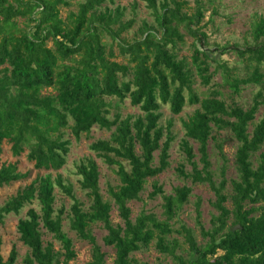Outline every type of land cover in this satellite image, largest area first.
Masks as SVG:
<instances>
[{
    "label": "trees",
    "instance_id": "obj_1",
    "mask_svg": "<svg viewBox=\"0 0 264 264\" xmlns=\"http://www.w3.org/2000/svg\"><path fill=\"white\" fill-rule=\"evenodd\" d=\"M115 1L83 0L62 18L60 8L69 6V0H0V187L29 175V171L19 169L18 160H1L4 143L15 157L26 151L34 169L56 171L66 163L69 152L70 141L63 137L62 129L69 127L78 139L94 125L113 128L109 138L93 141L90 149L108 166H115L119 180L108 187V193L122 224L111 223V203L102 198L98 165L91 157L76 166L79 186L90 199L88 209L74 198L71 184L65 183L60 174L54 178L49 173L37 176L19 187L0 206V223L6 215L19 214L37 201L39 209L28 207L16 224L18 239L28 248L23 264H70L75 257L72 241L62 229L65 210L60 207L56 211L54 207L55 187L73 199L68 210L69 227L91 246L87 264H104L106 255L89 229L92 223H101L106 230L102 241L114 248L112 264H138L130 254L154 239L160 252L173 255L181 264H264V112L251 132L247 130L264 103V91L258 90L250 106L243 108L227 104L216 90L200 99L191 87V66L203 85L209 84L215 71L222 70L224 83L234 92L241 86L264 82L260 71L264 65V17L252 26V45L240 48L234 44L213 51L222 54L233 49L253 63L249 74L237 77L218 61L210 71L211 51L201 29L204 12L199 0H194L193 12L186 10L189 0H144L155 25L142 21L141 37L131 42L120 34L132 26L134 19L123 21L124 10L119 6L102 7ZM17 18L24 19V27L18 26ZM103 33L117 45L125 62L112 59L115 54L102 40ZM185 33L194 39L191 66L177 55ZM46 88L54 93H43ZM125 99L141 112L125 116L118 110L112 113L116 103ZM186 103L199 107L183 121L185 138L180 147L190 170L181 164L177 172L191 185L206 184L213 192L216 211L210 227L204 229L199 221L200 201L195 204L196 222L207 238L202 247L196 245L189 228L174 229L170 223L187 202L191 185L176 186L168 194L156 180L151 183L147 196L161 197L163 219L146 210L132 219L127 205L141 199L148 178L169 166L174 137L170 121L165 127L159 123L161 105L167 104L173 114H178ZM214 130H228L237 143L233 155L236 177L226 175L228 160ZM188 139L198 144L197 159ZM209 139L215 142L220 160L217 178ZM256 153L254 166L252 156ZM121 161H126L128 168ZM40 226L60 242L61 249L54 250L51 242L44 244ZM173 232L183 234L192 251L188 259L175 255V239L166 244V237ZM16 258L15 245L6 257L0 252V264H15Z\"/></svg>",
    "mask_w": 264,
    "mask_h": 264
},
{
    "label": "rangeland",
    "instance_id": "obj_2",
    "mask_svg": "<svg viewBox=\"0 0 264 264\" xmlns=\"http://www.w3.org/2000/svg\"><path fill=\"white\" fill-rule=\"evenodd\" d=\"M70 5L67 7L60 8V15L62 18H66L69 11H75L77 9V3L83 0H69ZM204 12V17L201 21V29L207 35V47L210 49V71L213 72L214 67L218 63H225L226 66L232 70V75L237 77H243L249 74L253 69V63L240 57L233 49H227L222 54L218 52H213L216 48L229 47L231 45L237 44L240 48H245L246 46L252 45L254 39L252 37L251 29L253 24L261 17H264V0H199ZM114 8L116 6L121 7L124 10L122 17L123 21H128L133 18L134 23L132 26L122 32L120 37L131 42L136 38L141 37V25L142 21L150 25H155L154 18L150 13V10L146 6L144 0H116L114 4L103 3L102 7ZM195 8V1L189 0L186 10L193 12ZM23 18H17V24L19 27H24L25 22ZM102 40L107 46H111L115 54L112 59L118 62H125L126 58L119 54L117 45L111 40L110 36L106 33L102 34ZM264 40V37L262 38ZM194 39L192 36L185 33L184 42L180 44L177 55L178 57H184L187 63L191 66V54H192V44ZM193 69V83L191 85L192 90L199 96L200 99L207 97L209 92L216 90L219 92V97H221L227 104H238L243 108L250 106L253 96L258 90L264 91V82L261 84H247L240 87L238 92H234L231 87L224 83L222 70H217L212 74V78L207 85H203L200 82V78ZM260 71L264 73V65L260 66ZM43 93H54L51 88H46L42 91ZM187 95V93H186ZM199 107V104H189L186 103L181 112L178 114H173L167 104L161 105L160 112L162 114L160 119V125L165 127L170 121L171 134L174 137L171 142L169 149V166L160 174L155 177L148 178L144 189L141 192L140 200H131L127 203L131 210V218L133 219L141 210L154 212L159 219H163L162 215V199L160 196L154 198H149L147 195L151 191V183L156 180L162 185L165 193H172L174 187L183 184L191 185L190 181L180 177L177 172V167L181 164L184 165L186 171L190 170V165H188L184 160V154L180 147V142L185 138L183 121H185L193 111ZM118 110L122 116L127 114L137 115L141 111L137 106L131 105L129 99H125L122 103H116V107L112 110ZM264 112V103L259 106L257 112L255 113L254 120L249 123L247 130L251 132L255 123L259 120ZM112 113L109 117L112 118ZM72 122L70 121L69 124ZM113 128L108 130L105 128H100L94 125L90 132L87 134H82L78 139L73 136L69 127L63 128L64 138L70 141L69 152L66 156V163L62 168L56 171H46L37 170L32 167V164L26 159V151L19 157H15L11 154L9 145L4 143L3 152L1 154L2 161H15L18 160V167L21 171H29V175L25 180L15 181L8 185L0 187V206L12 195L15 194L16 190L23 186L25 183L34 179L37 176H42L47 173L51 174L54 178L57 174H60L65 183H69L72 186V194L82 204L84 209H88L90 204V199L86 194V191L81 189L79 186V176L76 173V166L83 159L91 157L93 158L99 169V187L102 194V198L111 203L110 210V220L112 224H122V221L118 215L116 206L108 193L109 186H115L119 183L118 177L114 172L115 166H108L102 158L95 155V153L90 149V144L97 139H107L109 138ZM216 139L222 142L223 151L226 154L228 160L227 177H236V171L233 163V155L236 148V141L233 140L228 130H217L213 131ZM189 143L192 145L194 153L196 154V159L198 157L197 153V143L192 139H188ZM208 150L210 153V160L212 163V169L217 178L220 160L218 157L215 142L209 139ZM137 152L139 149L137 148ZM258 154L252 156L253 165H256ZM158 160V151L154 153V163L156 164ZM127 168V162L121 161ZM192 191L188 197L187 202H185L181 208L176 212L175 217L170 220L174 229H181V226L189 228L194 237L195 243L198 247H202L207 238H205L198 227L195 217V204L200 201V223L204 229L210 227V219L213 214L216 213L212 206V201L214 200L213 192L209 189L206 184H193ZM228 190L230 187L228 186ZM55 202L54 207L56 211L60 208H64V213L62 216V229L71 239L73 249L75 251V257L70 261V264H87L91 257V246L90 244L80 239L77 234L69 227V207L73 202V199L68 195L64 194L58 187H55ZM228 207L231 206L230 202H227ZM34 207L36 210L39 209L37 201H33L31 205L25 206L19 214L10 213L6 215L3 222L0 223V252L6 257L8 251L12 245H15L17 250V258L15 264H23L22 260L28 252V248L22 244L18 239V232L16 229V224L19 218L25 216L28 207ZM91 233L94 235L98 244H100L102 251L106 253L105 263L112 264L115 257V251L113 247L105 246L103 244V237L106 234V230L103 228L101 223H92L89 225ZM40 231L42 233V240L45 243L51 242L53 244L54 250L61 249V244L58 240L54 239L52 234L47 232L42 226H40ZM175 239L178 243V247L175 250V255L180 256L184 260L188 259L191 255V249L188 243L185 241L183 234L178 232H173L168 235L165 239L167 245H170ZM133 261L138 264H181L176 257L171 254L160 252L155 246V239L152 240L147 246L141 247L139 250L134 251L130 254Z\"/></svg>",
    "mask_w": 264,
    "mask_h": 264
}]
</instances>
